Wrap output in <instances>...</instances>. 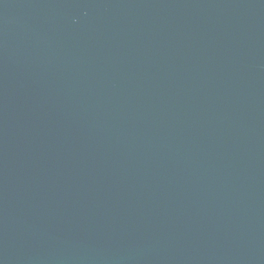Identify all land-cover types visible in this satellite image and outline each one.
I'll return each instance as SVG.
<instances>
[{"label":"water","instance_id":"95a60500","mask_svg":"<svg viewBox=\"0 0 264 264\" xmlns=\"http://www.w3.org/2000/svg\"><path fill=\"white\" fill-rule=\"evenodd\" d=\"M0 264H264V0H0Z\"/></svg>","mask_w":264,"mask_h":264}]
</instances>
